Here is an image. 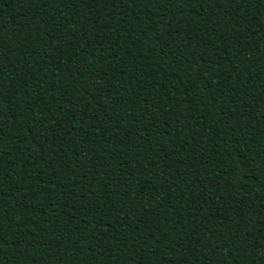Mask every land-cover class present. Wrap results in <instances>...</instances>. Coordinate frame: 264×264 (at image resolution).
<instances>
[{
  "label": "trees",
  "instance_id": "trees-1",
  "mask_svg": "<svg viewBox=\"0 0 264 264\" xmlns=\"http://www.w3.org/2000/svg\"><path fill=\"white\" fill-rule=\"evenodd\" d=\"M0 264H264V0H0Z\"/></svg>",
  "mask_w": 264,
  "mask_h": 264
}]
</instances>
